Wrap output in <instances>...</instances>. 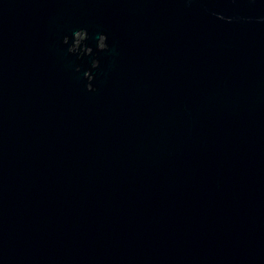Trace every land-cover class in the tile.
<instances>
[{
    "label": "water",
    "instance_id": "95a60500",
    "mask_svg": "<svg viewBox=\"0 0 264 264\" xmlns=\"http://www.w3.org/2000/svg\"><path fill=\"white\" fill-rule=\"evenodd\" d=\"M0 264H264V0H0Z\"/></svg>",
    "mask_w": 264,
    "mask_h": 264
},
{
    "label": "clouds",
    "instance_id": "9594fccd",
    "mask_svg": "<svg viewBox=\"0 0 264 264\" xmlns=\"http://www.w3.org/2000/svg\"><path fill=\"white\" fill-rule=\"evenodd\" d=\"M81 33H85V34H87V32L86 31H84V30H80V31H77L76 33H75V35L74 36H79ZM101 37H104V38H106L105 36H103V35H101L100 36V38ZM67 37H65V39H66ZM64 43H65V40H64ZM107 47V46H106ZM105 47V48H106ZM104 48V49H105ZM68 51L70 52V53H77L78 51H79V55H84V54H86V53H84V51H83V48L81 47V46H78V44H77V41L74 39V43L71 45V47L68 49ZM91 49H90V53H91ZM94 62V61H93ZM96 62H98V61H96ZM98 66V65H97ZM96 66V67H97ZM93 68H95V67H93ZM92 79H93V77H92Z\"/></svg>",
    "mask_w": 264,
    "mask_h": 264
}]
</instances>
